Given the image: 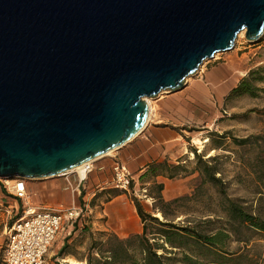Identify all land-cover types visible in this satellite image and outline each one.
<instances>
[{
    "label": "water",
    "instance_id": "water-1",
    "mask_svg": "<svg viewBox=\"0 0 264 264\" xmlns=\"http://www.w3.org/2000/svg\"><path fill=\"white\" fill-rule=\"evenodd\" d=\"M264 37V0H0V180L102 158L148 124L145 99Z\"/></svg>",
    "mask_w": 264,
    "mask_h": 264
},
{
    "label": "rangeland",
    "instance_id": "rangeland-1",
    "mask_svg": "<svg viewBox=\"0 0 264 264\" xmlns=\"http://www.w3.org/2000/svg\"><path fill=\"white\" fill-rule=\"evenodd\" d=\"M217 66L220 67L224 75H230L234 82L241 79L248 70L264 66V37L258 42L249 43L244 36H240L239 34L232 51L217 54L212 60L205 61L195 75L186 79L185 85L189 83L193 84L199 76V73H201V70L206 72L210 67L214 68ZM258 86L264 87V85L259 84ZM170 95L172 94L164 91L154 98L147 99L151 109L148 123L151 122V116L157 112V102ZM211 107L213 108L210 111L205 110L203 117L204 123L196 127H185V133H183L185 154L182 157V164L186 165L188 172L194 171L196 163L194 154L192 153L193 151L203 156V160L216 157L213 165L219 171L217 177L223 180L227 195L244 207L247 212L264 219V93H260L256 98L242 96L233 99L228 104L224 102L223 104L221 103L217 106L215 104V106ZM212 133L226 135V138L219 140L217 137H210ZM232 138L248 139V143L244 146H238L234 144ZM114 153L115 151L102 158L111 157ZM78 173L82 178L83 170ZM84 174V179H86V173ZM109 175H112V171L109 172ZM193 175L196 177L193 180L195 181L193 189L185 194L187 196H193V199L190 201H181L178 204L174 214L170 217V220L174 224L185 225L187 221L192 223L199 221L203 216L207 215V208L209 211L215 210L218 212V198L214 189L205 185L202 195L198 196L194 194L200 177L196 172ZM87 177L89 178L90 175ZM176 179L178 178L173 179V181ZM52 181L54 180L46 179L41 181H26V183H34V185L43 187L44 183H51ZM1 185L0 182V188ZM27 187L29 189L27 190V205L33 203H53L56 199L55 195H48L46 190L41 195H34L33 193L31 195L30 188L28 185ZM142 188L148 189L149 187L141 185L139 182L136 185L133 184L132 188L130 186L128 191L113 188V190L106 192L109 194H112L111 191L116 193L123 192L131 200L133 197H136L142 204L146 200L148 202L144 206L146 205L145 207L149 211L152 201L144 198L146 192H142ZM90 196L91 194L89 192L83 191L79 198L77 196L75 198L76 205H79L85 214L81 223L76 226L78 230L72 233L73 225L66 222L53 243V245H56L58 241L64 243L69 238L68 245L70 247L67 249V252L75 254L79 259L87 255V248L91 239L97 238L99 232H109L111 228L119 226L120 217L115 214V210L118 209L121 212L124 209L121 205L109 206L107 211L110 218L109 223H107V217L103 212L104 206L102 204L110 198L103 194L95 198H91ZM68 197L64 201L66 205L70 204L69 206H71V194ZM154 216L162 220L161 215ZM212 218H215V216H212ZM83 227H88L90 234L82 233L81 229ZM71 236L72 238H70ZM235 247L236 244H233L230 246V249H235ZM248 248H250V251L247 254L249 257L255 259V264H264V236H255ZM51 251L52 248L49 249L44 264H66V260H71V262L77 261L72 256L64 258L57 257L56 255L50 256ZM75 262L72 264H75ZM77 264L86 263L84 261H77Z\"/></svg>",
    "mask_w": 264,
    "mask_h": 264
},
{
    "label": "trees",
    "instance_id": "trees-1",
    "mask_svg": "<svg viewBox=\"0 0 264 264\" xmlns=\"http://www.w3.org/2000/svg\"><path fill=\"white\" fill-rule=\"evenodd\" d=\"M258 84L264 85V66L250 70L229 92L225 103L242 96L256 98L264 93V87H259ZM210 137L224 140L226 135L212 133ZM232 140L238 146L248 143V139ZM192 153L196 163L193 172H188L182 162L171 164L163 161L149 165L145 174L140 177L139 182L142 185L153 180L145 195L152 201L149 211L136 197L131 200L140 219V233L119 238L111 232H99L97 238L91 239L87 255L82 259L67 252L70 247L68 238L58 256H72L86 264H255V259L247 254L250 251L248 246L255 236H264V219L247 212L227 195L223 180L217 177L219 171L213 165L216 157L203 160V156L196 151ZM195 172L198 173L200 181L194 194L202 195L205 185L214 189L218 198V212L209 211L205 207L207 215L201 220L194 223L187 221L185 225L174 224L170 217L175 208L177 209L181 201L192 200L193 196L185 195L165 201L162 196L163 184L157 182L156 177L172 180L188 177ZM154 215H161L162 220ZM76 226L77 224H73L72 233L78 230ZM81 232L90 234V229L83 227ZM233 244H236L235 249H230Z\"/></svg>",
    "mask_w": 264,
    "mask_h": 264
},
{
    "label": "crops",
    "instance_id": "crops-1",
    "mask_svg": "<svg viewBox=\"0 0 264 264\" xmlns=\"http://www.w3.org/2000/svg\"><path fill=\"white\" fill-rule=\"evenodd\" d=\"M251 70V69H250ZM248 70V72L250 71ZM246 72L242 78L248 73ZM241 78V79H242ZM234 82L230 75H224L220 67H214L206 72L201 70L199 76L193 84L185 85L179 93H172L159 100L156 104L157 112L151 116V122L143 129V131L132 141L115 151L111 157L101 158L93 161L92 172L90 177L84 183H80L78 172H72L65 176L51 178L54 181L44 183L43 187L34 185V183H26L27 190L29 186L31 195H41L44 190L50 196H56L53 203H33L29 205L34 208H43L51 210H59L69 207L64 200H67L71 194L72 203L75 202L76 196L79 198L81 192L87 191L91 194V198H95L105 192L110 199L102 204L103 212L109 223L108 207L121 205L123 211L115 210L116 215L120 217L119 226L111 228L109 232L115 234L119 238H126L132 234L141 232L140 219L137 216L135 207L130 198L126 194H119L113 190L112 166L115 162L123 163L127 166L133 178V184H138L140 177L145 174L149 165L156 162L166 161L171 164L182 162L185 154L183 144V133L185 127L199 126L203 121L205 110H211V106L220 105L225 102L226 96L236 87L238 82ZM214 103V104H213ZM92 174V175H91ZM194 175L188 177H179L175 181L169 180L162 176L156 177V181L163 184L162 196L165 201H170L179 196L185 195L192 191ZM153 181V180H151ZM151 181L147 184L149 186ZM0 182H2L0 180ZM135 182V183H134ZM2 184V183H1ZM141 184V183H140ZM142 185V184H141ZM42 186V185H41ZM147 188H142V192H146ZM63 194V195H62ZM30 196V195H29ZM145 199H148L144 196ZM84 200V199H83ZM151 200V199H150ZM148 201H143V205ZM29 203V202H28ZM146 206V205H145ZM23 203L16 200L8 194L3 185L0 188V264H3V251L6 242V230L14 219L20 216L23 210ZM120 208V207H118ZM68 234V233H67ZM57 239V238H56ZM63 242H57L51 245L50 256H57L63 247ZM66 264H72L75 261L66 260ZM77 264V261L75 262Z\"/></svg>",
    "mask_w": 264,
    "mask_h": 264
},
{
    "label": "built area",
    "instance_id": "built-area-1",
    "mask_svg": "<svg viewBox=\"0 0 264 264\" xmlns=\"http://www.w3.org/2000/svg\"><path fill=\"white\" fill-rule=\"evenodd\" d=\"M92 163L82 170L87 176L92 172ZM112 185L115 189L128 191L133 178L127 166L115 162L112 166ZM80 183L82 179L80 174ZM6 192L23 203L20 216L6 230V242L3 251V264H44L45 257L57 235L68 222L81 223L85 214L75 202L71 206L59 209L34 208L27 205L28 192L24 180H1Z\"/></svg>",
    "mask_w": 264,
    "mask_h": 264
},
{
    "label": "bare ground",
    "instance_id": "bare-ground-1",
    "mask_svg": "<svg viewBox=\"0 0 264 264\" xmlns=\"http://www.w3.org/2000/svg\"><path fill=\"white\" fill-rule=\"evenodd\" d=\"M239 34H240V36H244V31H242V32L239 33ZM145 101H146L147 106H148V119H149L150 114H151V109H150V106H149V102H147V99H145ZM148 119H147V121H148ZM114 151H116V150L109 151V152L106 153L103 157H105V156L111 154V153L114 152ZM94 161H95V160H94ZM91 162H92V161L87 162V163H85V164H82V165H80V166H78V167L72 169V170L69 171L68 173H71V172H82V169H83L88 163H91ZM82 178H83V179L85 178V174H84V173H82Z\"/></svg>",
    "mask_w": 264,
    "mask_h": 264
}]
</instances>
